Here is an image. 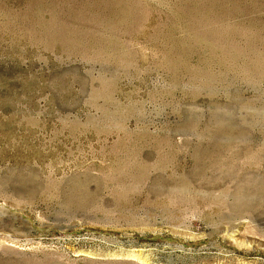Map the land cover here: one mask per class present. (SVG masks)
<instances>
[{"label": "rangeland", "instance_id": "rangeland-1", "mask_svg": "<svg viewBox=\"0 0 264 264\" xmlns=\"http://www.w3.org/2000/svg\"><path fill=\"white\" fill-rule=\"evenodd\" d=\"M0 264H264V0H0Z\"/></svg>", "mask_w": 264, "mask_h": 264}]
</instances>
